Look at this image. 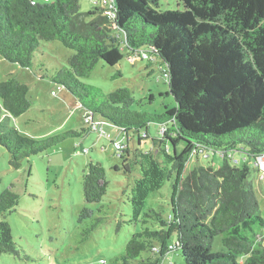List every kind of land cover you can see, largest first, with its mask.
I'll return each instance as SVG.
<instances>
[{
	"label": "trees",
	"instance_id": "1",
	"mask_svg": "<svg viewBox=\"0 0 264 264\" xmlns=\"http://www.w3.org/2000/svg\"><path fill=\"white\" fill-rule=\"evenodd\" d=\"M103 1L82 13L80 0H0V59L35 70L72 95L94 123L98 117L126 133L118 147L114 144L124 162L114 171L131 175L137 164L144 165L136 154L127 159L128 141L140 146L149 138L151 125L157 126L160 144L176 164L184 165L190 156L205 151L223 158L218 168L197 165L181 179L167 217L149 209L140 220L141 209L135 210L127 222L142 228L109 264H159L171 251H178L185 264H264V218L248 180L250 169L244 159L240 168L231 162L236 152L253 162L264 153V0H179L173 10H161L162 0ZM108 11L115 12L114 19ZM42 42H58L70 50L68 65H37ZM123 51L131 58L145 55L150 66L157 64L168 87L164 95L173 99L160 115L132 110L135 100L128 88L105 93L81 82L100 63L117 66ZM28 94V86L15 76L0 82V146L14 170L31 156L93 131L83 123L80 132L39 141L21 135L5 120L29 111ZM148 98L153 100L152 95ZM107 186L105 169L90 161L82 177L78 223L91 217V208L101 202ZM17 204L10 188L2 191L0 218ZM216 238L220 252L212 250ZM2 254L19 256L4 220Z\"/></svg>",
	"mask_w": 264,
	"mask_h": 264
},
{
	"label": "rangeland",
	"instance_id": "2",
	"mask_svg": "<svg viewBox=\"0 0 264 264\" xmlns=\"http://www.w3.org/2000/svg\"><path fill=\"white\" fill-rule=\"evenodd\" d=\"M37 1L42 4L51 0ZM94 2L97 0H80V11H90ZM178 3L179 0H162L160 9H177ZM122 54L117 66L100 63L81 82L105 93L128 88L135 100L132 110L160 115L165 106L172 105L173 99L164 95L168 87L160 79L157 64L150 66L148 60L138 54L133 59L126 51ZM70 55L71 51L58 42H42L35 61L39 62L37 65L41 63L51 69L67 66ZM34 71L0 59V82L9 75L15 76L28 86L31 102L26 114L5 122L21 135L37 141L62 133L80 132L85 112L76 99ZM117 72L122 76L113 78ZM150 95L153 100L148 98ZM95 123L99 130L67 139L46 152L31 156L18 170L9 166V156L0 146V193L10 188L18 197L17 206L0 220L9 224L19 252L17 257L0 255V264H101V261L109 264L125 252L130 236L142 228L138 223L127 222L132 220L135 210L141 209L140 220L149 209L167 217L173 189L181 179L197 165L216 169L222 164L221 154L213 151L193 154L184 165L176 164L170 157L172 153L160 144L157 126L151 125L149 138L140 146L128 141L130 156L127 159L136 154L144 165L137 164L132 174L126 175L122 170H113L116 166L121 169L124 164L114 144H120L126 133L98 117ZM180 149L178 147L177 151ZM243 159L250 169L248 180L258 201L259 215L264 218V176L255 170L253 160L243 153H233L231 162L240 168ZM90 161L99 162L105 169L108 186L101 202L91 208V217L78 223V214L83 207L82 177ZM96 220L98 223L93 227ZM175 239L173 236L169 243H174ZM218 242L219 238H216L213 252L221 251ZM159 264L185 263L178 251H171Z\"/></svg>",
	"mask_w": 264,
	"mask_h": 264
},
{
	"label": "built area",
	"instance_id": "3",
	"mask_svg": "<svg viewBox=\"0 0 264 264\" xmlns=\"http://www.w3.org/2000/svg\"><path fill=\"white\" fill-rule=\"evenodd\" d=\"M110 1L111 4V0H104L103 3L107 4ZM111 6V5H110ZM107 15L109 17H111L112 19L115 18V12L113 11H108ZM136 55V54H135ZM139 55V54H138ZM140 58H145V55H139ZM134 57H132L131 59H133ZM83 123L85 124V126H92V130H99L97 129V123H94L93 121V116L91 113H85L84 115V119H83ZM116 147H118V144L115 145ZM254 168H256V171L258 173H260L261 176H264V153L261 154L260 156L257 157L256 161H254ZM170 248H172V246H170ZM156 249H154L155 251Z\"/></svg>",
	"mask_w": 264,
	"mask_h": 264
}]
</instances>
